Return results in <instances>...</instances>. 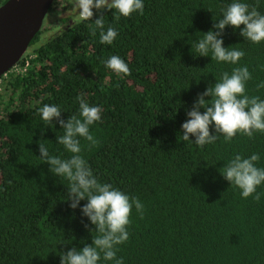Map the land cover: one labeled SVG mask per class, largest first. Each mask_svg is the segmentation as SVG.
Wrapping results in <instances>:
<instances>
[{"label":"trees","instance_id":"1","mask_svg":"<svg viewBox=\"0 0 264 264\" xmlns=\"http://www.w3.org/2000/svg\"><path fill=\"white\" fill-rule=\"evenodd\" d=\"M7 1L0 0V6ZM232 2L143 0V14L119 20L107 6L87 21L77 22L66 12L57 20L61 31L36 46L43 25L18 63L28 61L27 70L9 71L1 79L0 264H61L68 251L94 246L99 233L83 213L88 199L71 207L70 181L41 155L43 144L49 156L71 158L59 141L65 132L61 121L82 119V101L99 107L101 119L89 126L98 145L76 137L79 155L99 182L143 205L138 210L132 200L129 238L116 246L118 259L124 264H264V183L257 188V202L242 197L222 172L236 154L258 153L257 166L264 168V133L252 138L238 133L225 141L211 126L218 139L204 147L195 143V135L188 141L182 137L188 112L225 71L247 66L252 79L246 93L264 99V88L256 87L264 84V41H248L240 35L243 26L215 28ZM242 2L264 14V0ZM101 17L102 29L95 25ZM109 27L118 35L112 44H102L100 33ZM210 30L221 33L225 48L245 53L238 64L195 52ZM113 55L124 60L130 75L107 67ZM45 104L60 110L50 123L39 113ZM98 264L114 261L101 253Z\"/></svg>","mask_w":264,"mask_h":264},{"label":"clouds","instance_id":"2","mask_svg":"<svg viewBox=\"0 0 264 264\" xmlns=\"http://www.w3.org/2000/svg\"><path fill=\"white\" fill-rule=\"evenodd\" d=\"M105 6L116 10L117 20L121 16L130 17L134 12L143 14L144 11L143 0H75L74 7L79 17L77 22L90 20L94 15V8L101 9ZM95 25L102 29L104 18L96 19ZM227 25L236 29L243 26L240 35L252 43L259 44L264 41V14L242 0H233L227 6L223 18L215 24V28L222 32ZM117 35L116 29L109 27L106 32L101 31L100 42L112 44ZM194 50L201 56H207L211 52L213 60L232 65L238 64L245 55L242 50L225 48L221 33L212 30L204 34L195 44ZM106 64L117 74L130 75L128 65L119 56H111ZM250 79L252 75L247 66L234 67L231 74L223 72L214 87H209L199 97L195 107L188 112L190 119L182 125L183 140L188 141L190 135H195V143L200 147L215 143L218 137L211 134V126L223 134L225 141H231L238 133L249 138H252L254 133H264V99L246 93V84ZM256 87L264 88V84H258ZM205 96L211 99L206 101ZM202 107L204 111L200 110ZM39 113L45 123H50L53 117L60 116V110L55 105L45 104L39 109ZM80 117L82 119L74 116L66 124L61 121L65 132L59 137V141L73 154L70 159L62 160L49 156L48 149L41 144V155L52 165V171L70 181V192L74 198L71 207L75 208L80 200L88 199V203L83 206V213L96 225L99 233L94 238V246L88 245L79 251H68L61 256V264H98L101 253L106 261L124 264L123 258H117L116 246L129 238L127 226L131 223L132 200H135L138 210H142L143 205L138 199L130 198L123 191L114 188L112 184L99 182L93 175L91 167L79 155L81 145L76 137H84L93 145L99 144L89 132V126L101 119V109L82 101ZM259 160L258 153H253L247 158L236 154L222 169L225 178L241 190L242 197L253 196L257 202L261 199L257 188L264 183V168L258 167L256 163Z\"/></svg>","mask_w":264,"mask_h":264},{"label":"water","instance_id":"3","mask_svg":"<svg viewBox=\"0 0 264 264\" xmlns=\"http://www.w3.org/2000/svg\"><path fill=\"white\" fill-rule=\"evenodd\" d=\"M55 0H8L0 6V79L27 53Z\"/></svg>","mask_w":264,"mask_h":264},{"label":"rangeland","instance_id":"4","mask_svg":"<svg viewBox=\"0 0 264 264\" xmlns=\"http://www.w3.org/2000/svg\"><path fill=\"white\" fill-rule=\"evenodd\" d=\"M75 0H62L59 2V5L57 4L54 8V11L52 13H48L45 20H44V32L42 34L41 40L36 46L44 43L47 41V39L53 37L57 33L61 31L63 26L57 25V20L62 16L64 13H69L72 18H79L77 9L74 7ZM71 11H67V10ZM100 9H93V12L96 13ZM76 15V17H75ZM35 46V47H36ZM30 48V47H29ZM29 50V49H28ZM31 50V49H30ZM2 86V85H1ZM3 90V89H2Z\"/></svg>","mask_w":264,"mask_h":264},{"label":"built area","instance_id":"5","mask_svg":"<svg viewBox=\"0 0 264 264\" xmlns=\"http://www.w3.org/2000/svg\"><path fill=\"white\" fill-rule=\"evenodd\" d=\"M29 62L27 61L25 64H17L15 65L10 71H13V72H16V73H22V72H25L29 66ZM8 73V72H7ZM6 73V74H7ZM5 74V75H6ZM2 79V78H1ZM0 79V92L2 91V81Z\"/></svg>","mask_w":264,"mask_h":264},{"label":"flooded vegetation","instance_id":"6","mask_svg":"<svg viewBox=\"0 0 264 264\" xmlns=\"http://www.w3.org/2000/svg\"><path fill=\"white\" fill-rule=\"evenodd\" d=\"M58 1L61 2L62 0H58ZM67 11H71V10L68 9ZM75 17H76V15H75Z\"/></svg>","mask_w":264,"mask_h":264}]
</instances>
